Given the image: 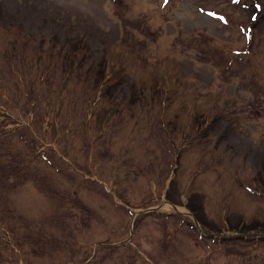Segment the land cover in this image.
Here are the masks:
<instances>
[{"label":"rangeland","instance_id":"rangeland-1","mask_svg":"<svg viewBox=\"0 0 264 264\" xmlns=\"http://www.w3.org/2000/svg\"><path fill=\"white\" fill-rule=\"evenodd\" d=\"M264 0H0V264H264Z\"/></svg>","mask_w":264,"mask_h":264},{"label":"trees","instance_id":"trees-1","mask_svg":"<svg viewBox=\"0 0 264 264\" xmlns=\"http://www.w3.org/2000/svg\"><path fill=\"white\" fill-rule=\"evenodd\" d=\"M264 18V16H258L257 18H256V21H255V23H256V25H257V23H260L262 20H261V18Z\"/></svg>","mask_w":264,"mask_h":264}]
</instances>
